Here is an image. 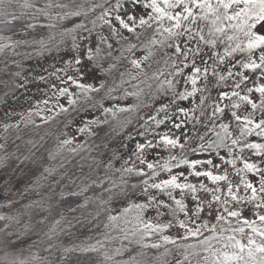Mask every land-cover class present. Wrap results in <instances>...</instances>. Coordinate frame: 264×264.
<instances>
[{"label":"snow or ice","instance_id":"snow-or-ice-1","mask_svg":"<svg viewBox=\"0 0 264 264\" xmlns=\"http://www.w3.org/2000/svg\"><path fill=\"white\" fill-rule=\"evenodd\" d=\"M0 129L5 252L264 264V0H0Z\"/></svg>","mask_w":264,"mask_h":264},{"label":"rangeland","instance_id":"rangeland-1","mask_svg":"<svg viewBox=\"0 0 264 264\" xmlns=\"http://www.w3.org/2000/svg\"><path fill=\"white\" fill-rule=\"evenodd\" d=\"M9 103H11V100H9ZM0 134H4L2 132V129H0ZM27 134L26 132L24 133ZM9 135V134H4ZM16 135V132L10 130L9 135V143H8V151L9 155L0 166V169H4V174L7 176H13L15 174V178L12 180V184L15 183V179L19 178L20 176L24 175V172L27 171V166L20 172H17V168L20 167V165L17 163V160L14 158V154L12 153V137ZM25 147L23 144L21 145L20 151L23 152L25 150ZM48 161L45 160V163ZM30 178L25 180V183L21 186L19 190L15 189L14 187L6 188L5 189V195L7 196L8 200L12 201L13 204L17 201L18 197L20 196L21 192L25 189L27 186V183L29 182ZM11 193V194H9ZM8 210H6L2 205H0V218H5L7 215ZM87 227L85 225H81L80 228L76 231H74L73 235L71 236V241L73 243H78L81 239H83V236H81V233L85 231ZM5 232L3 230H0V241H3ZM91 233L85 232V235H90ZM65 244L67 245L69 242V237L65 236L62 238ZM34 251L31 248V245L24 247L20 250H17L16 252H5L3 249L2 243H0V264H19L24 260H28L32 263H36L40 261L41 257H36L34 255Z\"/></svg>","mask_w":264,"mask_h":264},{"label":"trees","instance_id":"trees-1","mask_svg":"<svg viewBox=\"0 0 264 264\" xmlns=\"http://www.w3.org/2000/svg\"><path fill=\"white\" fill-rule=\"evenodd\" d=\"M0 156H3V153H0ZM6 159H0V166H2V164H4ZM65 183H67V182L65 181ZM23 191L21 192V194L18 197L17 201L14 204H12V208H19L20 205L27 203L29 200L37 199V196L35 194H30L28 196H23V198H22ZM44 191L48 192L49 190L45 189ZM54 191L58 192L59 189L57 188ZM10 211L11 210L9 209L8 212H7L6 217L9 215ZM49 211H51V215L50 216H49ZM58 211H60V208L57 207L55 199L51 203L48 200H44L42 204L36 205L35 208H33L31 210V212L33 213V220L39 219L42 216H49V220H51L52 218L55 217V215H56V213ZM27 219H28V217L25 216L24 220H27ZM5 222H7L6 219L0 220V230L4 231L3 224ZM21 223H23V220L21 221ZM85 226L87 227V225H85ZM14 227H15V225H14ZM38 227L42 228L44 226L43 225H39ZM64 237L65 236L61 237L62 241H63L62 238H64ZM33 239H35V237H33ZM36 247H38V246L37 245H31V248L33 249L34 252H35ZM57 255H62L63 256V264H86V258L84 256H82L79 251H73V252H70V253H67V254H60V253L54 254L53 257H52L53 260L57 259ZM41 259H42V257H41ZM19 264H21V263H19ZM30 264H40V261H38L36 263L30 262Z\"/></svg>","mask_w":264,"mask_h":264}]
</instances>
